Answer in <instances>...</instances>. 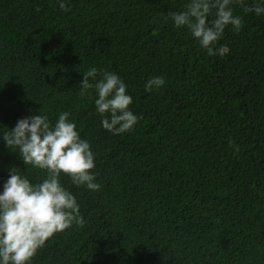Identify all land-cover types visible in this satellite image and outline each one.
I'll list each match as a JSON object with an SVG mask.
<instances>
[{
  "label": "trees",
  "instance_id": "trees-1",
  "mask_svg": "<svg viewBox=\"0 0 264 264\" xmlns=\"http://www.w3.org/2000/svg\"><path fill=\"white\" fill-rule=\"evenodd\" d=\"M189 2L65 0V12L59 0H0V136L68 112L101 185L61 175L84 223L31 264H264V14L231 5L242 28L226 27L209 56L169 15ZM90 68V83L105 70L126 83L140 117L131 132L104 129L95 89L81 95ZM157 76L165 85L147 92ZM13 168L32 184L47 178L0 138V194Z\"/></svg>",
  "mask_w": 264,
  "mask_h": 264
},
{
  "label": "clouds",
  "instance_id": "clouds-1",
  "mask_svg": "<svg viewBox=\"0 0 264 264\" xmlns=\"http://www.w3.org/2000/svg\"><path fill=\"white\" fill-rule=\"evenodd\" d=\"M239 4L245 12L264 14V4L248 7L245 0H190L182 12H170L177 28L186 26L209 56L216 55L215 45L229 25L234 32L242 28V18L233 14L231 5ZM62 11L70 12L65 0H59ZM214 18L209 21V16ZM221 53L223 49L219 50ZM99 82L96 68L83 73L81 95L95 89L97 112L103 117L102 127L120 135L131 132L140 117L130 110L132 97L127 94L126 83L114 72L103 71ZM163 76L147 81L145 90L159 89L165 85ZM63 112L55 125L45 115H32L18 120L16 126L3 132L0 138L6 146L18 152L26 166L46 170L47 178L32 184L18 169L10 171L0 194V264H31L46 241L54 234L65 231L73 223L83 225L76 197L63 187L62 174L71 178L77 187L86 186L100 191L92 170L96 167L95 155L88 140L82 139L76 124ZM235 151L239 145L232 142Z\"/></svg>",
  "mask_w": 264,
  "mask_h": 264
}]
</instances>
